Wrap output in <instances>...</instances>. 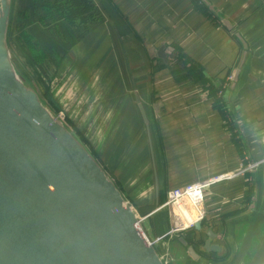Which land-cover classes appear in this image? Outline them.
Returning a JSON list of instances; mask_svg holds the SVG:
<instances>
[{"label":"crops","instance_id":"1","mask_svg":"<svg viewBox=\"0 0 264 264\" xmlns=\"http://www.w3.org/2000/svg\"><path fill=\"white\" fill-rule=\"evenodd\" d=\"M50 1L13 0L12 28L56 52L58 64L102 63V93L95 81L88 93L102 101V126L113 135L102 131V161L147 216L150 239L171 226L167 209L151 214L170 190L235 174L209 188L207 217L184 236L188 246L184 233L158 246L167 264H264V0ZM18 42L24 67L42 76ZM209 230L221 253L204 249Z\"/></svg>","mask_w":264,"mask_h":264},{"label":"water","instance_id":"2","mask_svg":"<svg viewBox=\"0 0 264 264\" xmlns=\"http://www.w3.org/2000/svg\"><path fill=\"white\" fill-rule=\"evenodd\" d=\"M12 4L0 0V264H167L158 246L176 238L164 237L171 226L154 239L147 236L142 224L147 216L141 217L104 166L45 104L29 82L33 74L20 62L17 71L8 47ZM224 22L246 49L240 33ZM158 57L167 61L164 45ZM84 71L81 67L82 77ZM39 84L47 92L41 78ZM136 100L151 137L144 105ZM223 175L187 184L203 186L204 220L211 185L235 176ZM253 192L255 198L254 185ZM162 209L168 210L159 204L151 214ZM204 220L195 229L201 230ZM190 231L180 238L187 246L184 236ZM208 233L204 249L221 253L223 248L213 244L218 236Z\"/></svg>","mask_w":264,"mask_h":264},{"label":"rangeland","instance_id":"3","mask_svg":"<svg viewBox=\"0 0 264 264\" xmlns=\"http://www.w3.org/2000/svg\"><path fill=\"white\" fill-rule=\"evenodd\" d=\"M47 1L48 7L52 8V6L49 5L52 2L50 0ZM15 15L16 11L13 8L11 13L12 23L8 34V47L16 60L17 71L19 72L17 62H20L23 65V56L21 55V52L24 47L19 45L18 41L20 38L21 43H24L28 50H32L34 59L37 60L36 57L39 59L37 65H40L41 74L43 76L42 83L48 87L47 92L44 93L43 88L39 84V79L42 76L38 74L37 77V74L33 69L34 64L28 61L25 63V68L28 71L30 70V74H33L34 76L33 79L29 81L30 84L37 87L36 89L45 101V104L76 134L121 188V184L102 161V131L105 132L104 136L110 139L113 138V135L107 131L109 128L105 125L102 126V115L106 117L107 112H102L101 100L100 103L91 101L90 95H88L92 89L90 88L91 83H94V81L96 82L94 89L98 88V92L102 93V63H81V65L77 64V69H75L76 65L67 64V61L58 64L59 55L56 52L45 47L42 49L39 45L34 47L32 41L21 39L22 36L21 34H18V30L12 28ZM34 48L36 49V55ZM81 67L83 70L85 69V76L82 78L83 80L80 78L78 81L74 74L79 71ZM92 107L97 109L93 110ZM104 109L109 113H112L110 108L105 106ZM113 114H116V111H114ZM127 199L141 217H143L144 215H142L140 208L136 207L130 198L127 197Z\"/></svg>","mask_w":264,"mask_h":264},{"label":"built area","instance_id":"4","mask_svg":"<svg viewBox=\"0 0 264 264\" xmlns=\"http://www.w3.org/2000/svg\"><path fill=\"white\" fill-rule=\"evenodd\" d=\"M203 201V186L200 185H187L169 191L164 205L170 213L171 227L164 237L183 234L204 220Z\"/></svg>","mask_w":264,"mask_h":264},{"label":"flooded vegetation","instance_id":"5","mask_svg":"<svg viewBox=\"0 0 264 264\" xmlns=\"http://www.w3.org/2000/svg\"><path fill=\"white\" fill-rule=\"evenodd\" d=\"M193 230H196V229H195V227H194V229H193ZM181 234H182V233H181ZM181 234H177L176 236H180Z\"/></svg>","mask_w":264,"mask_h":264},{"label":"trees","instance_id":"6","mask_svg":"<svg viewBox=\"0 0 264 264\" xmlns=\"http://www.w3.org/2000/svg\"><path fill=\"white\" fill-rule=\"evenodd\" d=\"M50 43V42H49Z\"/></svg>","mask_w":264,"mask_h":264}]
</instances>
